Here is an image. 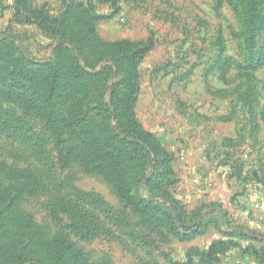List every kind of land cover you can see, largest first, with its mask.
<instances>
[{
    "label": "rangeland",
    "instance_id": "374dc122",
    "mask_svg": "<svg viewBox=\"0 0 264 264\" xmlns=\"http://www.w3.org/2000/svg\"><path fill=\"white\" fill-rule=\"evenodd\" d=\"M75 6L74 21L67 11ZM86 25L107 43L150 47L138 67L136 119L172 158L178 181L167 206L177 204L181 224L198 234L180 241L142 223L103 175L78 160L60 163L45 120L0 94V264H76L54 248L61 234L82 264H264V65L245 68L227 0H0V65L11 72L50 65L63 43L88 72L107 66V85L121 88L119 54L94 60ZM260 55L264 37L252 56ZM17 83L0 78L8 93ZM145 186V198L163 202ZM56 199L89 213L98 234L82 238L64 228L68 218L57 220L49 208ZM12 215L32 222L40 247Z\"/></svg>",
    "mask_w": 264,
    "mask_h": 264
},
{
    "label": "trees",
    "instance_id": "16d2710c",
    "mask_svg": "<svg viewBox=\"0 0 264 264\" xmlns=\"http://www.w3.org/2000/svg\"><path fill=\"white\" fill-rule=\"evenodd\" d=\"M227 2L240 25L239 39L247 53L245 68L264 65V55L252 56L259 39L264 37V0ZM78 9L75 6L67 11L74 21ZM33 21L43 28L39 19ZM84 37L89 55L98 62L119 54L120 64L126 68L121 88L117 83L107 85V66L98 73H90L80 64L81 56L72 55L70 48L60 43L50 65L12 72L0 65L1 79L13 75L19 82L15 84L16 88L10 86V93L9 86L5 90L0 88V94L10 102H18L25 114H34L46 121L60 163L68 166L78 160L88 172L101 174L111 182L126 206L140 215L142 223L167 230L180 241L193 240L198 233L195 228L181 224L178 205L167 206L168 190L178 181L170 166L172 158L159 141L142 128L135 115L139 94L138 67L150 47L129 41L107 43L99 38L93 25H86ZM119 62L116 61V65L121 69ZM104 89L111 91L109 97L102 94ZM144 184L146 189L150 187V192L160 193L163 202L152 201L154 197L145 198L142 194ZM80 196V200L101 203L95 195ZM0 199H3L1 193ZM49 208L56 219L61 214L67 217L69 223L64 228L73 230L80 237L98 234L93 217L73 202L56 199ZM12 217L15 224L25 226L31 243L40 247L38 232L32 222H25L17 215ZM54 248L76 264H82L66 235L58 237Z\"/></svg>",
    "mask_w": 264,
    "mask_h": 264
}]
</instances>
